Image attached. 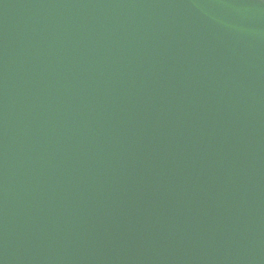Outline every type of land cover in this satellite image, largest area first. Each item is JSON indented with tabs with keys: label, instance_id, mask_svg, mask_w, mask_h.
I'll return each mask as SVG.
<instances>
[{
	"label": "water",
	"instance_id": "water-1",
	"mask_svg": "<svg viewBox=\"0 0 264 264\" xmlns=\"http://www.w3.org/2000/svg\"><path fill=\"white\" fill-rule=\"evenodd\" d=\"M0 264H264V0H0Z\"/></svg>",
	"mask_w": 264,
	"mask_h": 264
}]
</instances>
